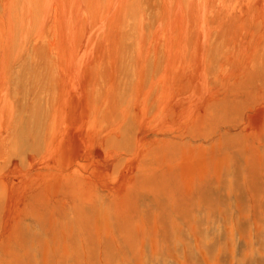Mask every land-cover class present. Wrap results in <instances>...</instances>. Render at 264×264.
Wrapping results in <instances>:
<instances>
[{
    "label": "rangeland",
    "instance_id": "1",
    "mask_svg": "<svg viewBox=\"0 0 264 264\" xmlns=\"http://www.w3.org/2000/svg\"><path fill=\"white\" fill-rule=\"evenodd\" d=\"M8 1L0 264H264V0Z\"/></svg>",
    "mask_w": 264,
    "mask_h": 264
},
{
    "label": "bare ground",
    "instance_id": "2",
    "mask_svg": "<svg viewBox=\"0 0 264 264\" xmlns=\"http://www.w3.org/2000/svg\"><path fill=\"white\" fill-rule=\"evenodd\" d=\"M4 1V0H3ZM11 2V1H10ZM52 2V1H51ZM9 3V1L5 4H2V13L0 14V20H2L3 21V19H5L6 18V15H9L10 14V11L12 10V6L10 5V4H8ZM15 3V2H14ZM44 3V2H43ZM46 3V2H45ZM1 4V3H0ZM11 4H12V2H11ZM47 4V3H46ZM32 6H33V4H32ZM46 6V5H45ZM44 6V7H45ZM1 7V6H0ZM17 7V6H16ZM16 7H14V8H16ZM47 7V6H46ZM49 7V6H48ZM30 8V7H29ZM33 8H35L34 6H33ZM17 9V8H16ZM46 9V8H45ZM49 9V8H48ZM56 9V8H55ZM33 9H31V11H32ZM29 11V10H28ZM31 11H29V13L31 12ZM37 11V10H36ZM48 11V10H47ZM57 11H58V8H57ZM33 14H35V12L33 11L32 12ZM36 13H38V12H36ZM46 13V12H45ZM44 13V14H45ZM31 15V14H30ZM29 15V16H30ZM37 15V14H36ZM47 15V14H46ZM53 16V15H52ZM31 17L33 18V16L31 15ZM31 17H29L30 19H31ZM10 18V17H9ZM11 19V18H10ZM9 19V20H10ZM35 19V18H34ZM39 19V18H38ZM37 19V17H36V20L37 21H39ZM45 19V18H44ZM9 20H7V21H9ZM6 21V22H7ZM34 21V20H33ZM44 21V20H43ZM48 21V20H47ZM11 22V21H10ZM9 22V23H10ZM0 23H1V21H0ZM6 24V23H5ZM7 25H8V22H7ZM0 27H1V25H0ZM4 28H5V26H4ZM6 30V29H5ZM1 31L3 32L4 30L3 29H1ZM8 31H10V33H11V29L10 30H8ZM2 32H1V34H2ZM6 33H8L7 31L4 33V34H6ZM3 34V35H4ZM9 34V33H8ZM7 34V35H8ZM1 37V36H0ZM10 37V36H9ZM3 38V37H2ZM0 39V92H4V90H6L7 89V86H8V88L10 87L9 85H8V79H6V73H5V71H6V69L7 68H13L14 70L16 69V67H17V65H18V60L15 58V59H11V49H10V45L12 44V37L10 38V39H6L5 38V40H3V39ZM17 53V52H16ZM18 73V72H17ZM10 74V73H9ZM13 76H14V74H13ZM14 84V83H13ZM11 88V87H10ZM10 90V89H9ZM7 92H8V90H7ZM10 92V91H9ZM16 93V92H15ZM8 94H10V93H8ZM14 94V93H13ZM2 98V97H1ZM6 102V101H5ZM7 105V104H6ZM4 111V110H3ZM2 114V113H1ZM8 117V116H7ZM0 127H1V125H0ZM6 134V133H5ZM2 137V136H1ZM0 137V138H1ZM21 137V136H20ZM7 139L8 138H3V139H0V143H4L5 141H7ZM17 139V138H16ZM9 140V139H8ZM15 141V140H14ZM15 143V142H14ZM4 144H6V142L4 143ZM5 146V145H4ZM17 147V146H16ZM18 148V147H17Z\"/></svg>",
    "mask_w": 264,
    "mask_h": 264
}]
</instances>
